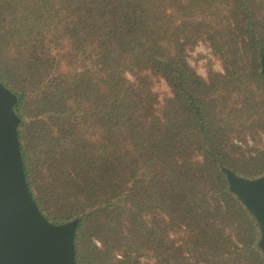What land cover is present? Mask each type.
Instances as JSON below:
<instances>
[{"label": "trees", "instance_id": "trees-1", "mask_svg": "<svg viewBox=\"0 0 264 264\" xmlns=\"http://www.w3.org/2000/svg\"><path fill=\"white\" fill-rule=\"evenodd\" d=\"M263 54L264 0H0L30 188L82 219L78 264H264L222 171L264 174Z\"/></svg>", "mask_w": 264, "mask_h": 264}, {"label": "water", "instance_id": "water-1", "mask_svg": "<svg viewBox=\"0 0 264 264\" xmlns=\"http://www.w3.org/2000/svg\"><path fill=\"white\" fill-rule=\"evenodd\" d=\"M264 75V54L261 57ZM19 96L0 78V264H78L82 219L55 223L33 195L25 167L17 113ZM235 194L255 217L264 254V174L249 178L222 166Z\"/></svg>", "mask_w": 264, "mask_h": 264}, {"label": "rangeland", "instance_id": "rangeland-1", "mask_svg": "<svg viewBox=\"0 0 264 264\" xmlns=\"http://www.w3.org/2000/svg\"><path fill=\"white\" fill-rule=\"evenodd\" d=\"M190 53H191V57L189 58V61L191 62V64L198 70L200 74H202L203 76H206L207 72H206V67L204 65V62L206 60L203 58H199V56L203 54V55L213 57L211 47L208 44L201 42ZM215 67L217 68V70L222 69L219 63L215 64ZM155 89H156L155 91H157L161 97H163L169 91V87L165 81L157 82ZM250 143L253 144L252 141Z\"/></svg>", "mask_w": 264, "mask_h": 264}]
</instances>
